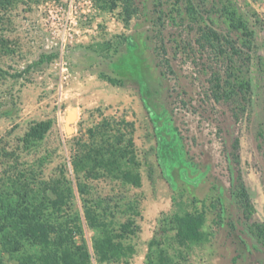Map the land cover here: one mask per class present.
<instances>
[{
  "label": "rangeland",
  "instance_id": "obj_1",
  "mask_svg": "<svg viewBox=\"0 0 264 264\" xmlns=\"http://www.w3.org/2000/svg\"><path fill=\"white\" fill-rule=\"evenodd\" d=\"M0 69L3 264H264V0H0Z\"/></svg>",
  "mask_w": 264,
  "mask_h": 264
},
{
  "label": "trees",
  "instance_id": "obj_2",
  "mask_svg": "<svg viewBox=\"0 0 264 264\" xmlns=\"http://www.w3.org/2000/svg\"><path fill=\"white\" fill-rule=\"evenodd\" d=\"M128 17H129V13L127 12V18ZM247 86L248 84L244 82L238 84L240 92H242L243 89L246 88ZM234 198L242 209V212L245 218L244 220L247 224L249 231L252 233V235H254L257 238V240H259L261 243L264 244V223H259L256 225L251 223L253 205L251 202V198L249 197L248 193L246 192V190L240 183L236 185V188L234 190ZM3 199L4 198L2 197V192H0V214L2 213L4 214L3 216H0V219L3 220L1 223H5L4 226L9 227V228L6 227L7 235L9 236L11 235L10 237L14 239V242L16 243L27 241L29 238L31 239V241L35 240V235L32 231L33 225L32 227H28V228L23 227L22 222L20 221V217H18L20 216L18 214L20 210L12 209L11 207H9V205H7L6 208H4V206L1 207L3 203ZM12 210H14V213H12L11 215L12 222L11 221L6 222L5 220L9 219V217H7L8 216L7 214H9L10 216V212ZM204 217H205L204 212H201V213L186 212L180 215V217H177L178 236L180 237V239L184 242H193V241L196 242L199 238L198 229ZM51 230L52 229H50L48 233H50ZM2 236L3 235H0L1 237L0 239V264H3L2 258H1V250L6 246V242H7L6 239H2Z\"/></svg>",
  "mask_w": 264,
  "mask_h": 264
},
{
  "label": "water",
  "instance_id": "obj_3",
  "mask_svg": "<svg viewBox=\"0 0 264 264\" xmlns=\"http://www.w3.org/2000/svg\"><path fill=\"white\" fill-rule=\"evenodd\" d=\"M75 119V111L68 110L65 114V129L66 131H71V124Z\"/></svg>",
  "mask_w": 264,
  "mask_h": 264
}]
</instances>
